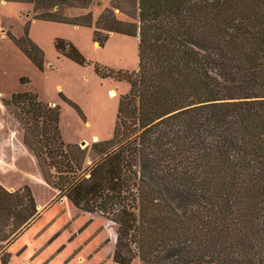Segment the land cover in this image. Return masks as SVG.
Instances as JSON below:
<instances>
[{"label": "trees", "instance_id": "16d2710c", "mask_svg": "<svg viewBox=\"0 0 264 264\" xmlns=\"http://www.w3.org/2000/svg\"><path fill=\"white\" fill-rule=\"evenodd\" d=\"M16 1L40 8V0ZM112 7L135 22L103 16L94 42L104 47L111 32L139 39L138 70L110 72L130 85L113 138L65 144L58 106L27 92L2 99L45 182L59 200L118 226L113 264H264V0H113ZM29 46L25 55L44 71L43 51ZM55 48L87 63L62 39ZM36 214L34 207L20 225L12 222L11 232Z\"/></svg>", "mask_w": 264, "mask_h": 264}, {"label": "rangeland", "instance_id": "374dc122", "mask_svg": "<svg viewBox=\"0 0 264 264\" xmlns=\"http://www.w3.org/2000/svg\"><path fill=\"white\" fill-rule=\"evenodd\" d=\"M112 1L92 0L89 4L87 8L93 7L92 28L46 19L30 27L23 14L28 7L36 9L33 3L10 0L7 6L0 4V18L21 41L17 45L8 35L0 34V144L4 150H19V134H24L13 110L2 102L19 92L37 94L41 102L50 105L54 102L60 108V130L65 144L85 148L93 142L113 138L119 102L130 92V85L112 77L110 72L138 70L139 42L122 37L115 38L121 39L120 42L115 39L108 42V39L104 47H95V23L106 9L113 8ZM69 5L84 7L79 2ZM132 12L134 14L135 10ZM121 15L130 19L126 14ZM121 15H116L117 19L122 20ZM24 28L28 36L30 32L33 44L44 53V71L36 68L24 53L30 51L27 36L22 38ZM57 39L73 42L87 63L81 66L59 59L54 45ZM97 64L103 73L96 71ZM22 79L25 83H21ZM111 90L116 91L115 97L110 95ZM62 96L75 104L81 114ZM27 170L29 175H13L10 183L15 186L23 182L28 184L40 207L25 228L11 232L12 224L5 227L10 231L8 238L12 237L9 246L5 243L0 246V264L7 254L8 264H113L118 226L103 215L78 210L66 198L59 200L54 188L31 180L41 173L39 167L30 166ZM132 264L146 263L135 259Z\"/></svg>", "mask_w": 264, "mask_h": 264}, {"label": "crops", "instance_id": "0c3cea01", "mask_svg": "<svg viewBox=\"0 0 264 264\" xmlns=\"http://www.w3.org/2000/svg\"><path fill=\"white\" fill-rule=\"evenodd\" d=\"M10 0H0V4L2 6H7V2ZM83 0H40L39 2V9H34V7H28L27 11L25 12L24 18L26 19V22L30 25L41 23L44 21L43 19L49 20V21H56V22H67V23H77L80 25H76L78 27L81 26V24L89 23L91 22L93 25V18L91 16L92 12V6L89 8H80L77 6H70L75 3H80ZM117 1H126V0H117ZM77 7V8H76ZM31 10L33 11V15H31ZM78 10L80 12H78ZM115 12V13H114ZM122 13L119 10L116 9H106L104 12V15L102 17L100 16L98 18V21L95 23L94 31L96 30V26H99V23L103 16H107L109 20L116 21V22H135L133 19H125ZM116 15H121L122 20L117 19ZM40 18H39V17ZM80 18L82 19L80 22ZM10 27L13 28V26L10 24ZM25 27V26H24ZM0 34L2 36H7L8 34H12L13 37H15L19 42L20 39L14 35L15 33L12 31V29H9L8 26L5 24L4 20L0 18ZM9 36V35H8ZM30 32L29 36L26 39V31L25 28L23 30L22 38H25L28 45L30 39ZM120 36V37H117ZM126 38L127 39H133L134 37L125 36L118 33H109V41H112L115 38ZM135 40H138V38H134ZM33 40V39H32ZM34 41V40H33ZM65 41V40H64ZM115 41L120 42L121 39H115ZM123 41V40H122ZM68 42V41H66ZM33 43V42H32ZM72 44L77 50L79 49L78 46H76L73 42H68ZM95 47L101 48L99 43L94 42ZM36 45V44H35ZM55 45V44H54ZM56 50V48H55ZM56 56L59 59H66L70 60L69 58L59 54L56 50ZM27 57V56H26ZM28 58V57H27ZM29 59V58H28ZM72 61V60H71ZM32 62V61H31ZM33 64V62H32ZM34 65V64H33ZM35 66V65H34ZM36 67V66H35ZM37 68V67H36ZM27 83V82H26ZM52 106H55V103H51ZM19 138L21 140V144L19 145V150L16 149H3L0 144V191L2 189V193L0 192V245L3 243L6 244V246L10 245L9 238H8V231L5 227L7 225L12 224V222H16L17 225H20L21 221H25L28 217L29 212L35 207L37 210L38 207H40V204H37V197L35 193L32 191L31 187L26 183H19L18 185H11L10 181L13 175H19L20 173L28 174V167L37 166L39 167L37 158L34 154V152L25 145L24 143V134L21 136L19 134ZM40 168V167H39ZM41 172V170H40ZM29 175V174H28ZM30 179V178H28ZM35 182H37L41 186L47 185L45 182L42 173L39 174V176L36 179H31ZM28 188V190H24L25 188ZM19 197L23 198L22 206L18 209V212L15 215H12L14 213V202ZM34 200V204L31 203V199ZM61 200V199H60ZM6 217V220H5ZM9 217V221L7 222V218ZM2 220V221H1ZM7 224L5 225V223ZM30 222V221H29ZM28 222V224H29ZM26 224L23 226L24 228L28 225ZM12 227L14 225L12 224ZM9 242V243H8ZM3 246V245H2ZM7 249V247H5Z\"/></svg>", "mask_w": 264, "mask_h": 264}, {"label": "bare ground", "instance_id": "6f19581e", "mask_svg": "<svg viewBox=\"0 0 264 264\" xmlns=\"http://www.w3.org/2000/svg\"><path fill=\"white\" fill-rule=\"evenodd\" d=\"M110 95H111L112 97H115V96H116V91L111 90V91H110Z\"/></svg>", "mask_w": 264, "mask_h": 264}]
</instances>
